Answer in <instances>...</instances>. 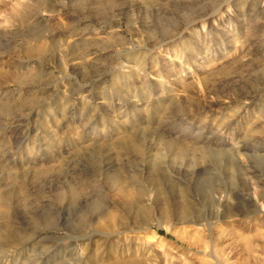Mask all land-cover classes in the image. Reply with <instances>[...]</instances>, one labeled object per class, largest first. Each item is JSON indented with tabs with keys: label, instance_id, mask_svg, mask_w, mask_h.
<instances>
[{
	"label": "rangeland",
	"instance_id": "374dc122",
	"mask_svg": "<svg viewBox=\"0 0 264 264\" xmlns=\"http://www.w3.org/2000/svg\"><path fill=\"white\" fill-rule=\"evenodd\" d=\"M0 264H264V0H0Z\"/></svg>",
	"mask_w": 264,
	"mask_h": 264
}]
</instances>
